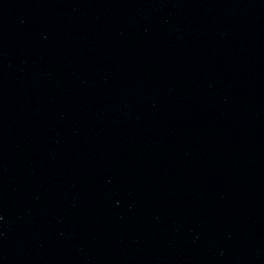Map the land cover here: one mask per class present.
I'll list each match as a JSON object with an SVG mask.
<instances>
[{
	"label": "water",
	"instance_id": "obj_1",
	"mask_svg": "<svg viewBox=\"0 0 264 264\" xmlns=\"http://www.w3.org/2000/svg\"><path fill=\"white\" fill-rule=\"evenodd\" d=\"M0 264H264V0H0Z\"/></svg>",
	"mask_w": 264,
	"mask_h": 264
}]
</instances>
